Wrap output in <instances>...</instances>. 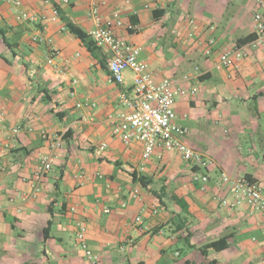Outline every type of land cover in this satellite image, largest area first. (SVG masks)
<instances>
[{
	"label": "crops",
	"instance_id": "obj_1",
	"mask_svg": "<svg viewBox=\"0 0 264 264\" xmlns=\"http://www.w3.org/2000/svg\"><path fill=\"white\" fill-rule=\"evenodd\" d=\"M45 1L22 0V9L38 17L29 23L0 0V109L7 127H20L14 139L0 132V264H85L75 236L79 218L96 264H264V212L227 210L214 201L226 194L222 174L264 184V52L245 43L248 55L234 68L214 66L223 50L253 34L256 0ZM93 5L103 19L118 16L115 35L140 48L155 81L196 88L173 109L188 130L186 144L213 162L205 191L178 153L157 147L144 162L139 144L113 135L131 73L111 82L110 51L88 50L65 25L88 34ZM188 18L202 38H214L209 57L187 37ZM84 102L94 106L76 107ZM42 131L62 136V146L40 193L11 202L15 193L30 192L39 156L50 153ZM132 173L151 183L141 186ZM221 238L225 249L201 253Z\"/></svg>",
	"mask_w": 264,
	"mask_h": 264
},
{
	"label": "built area",
	"instance_id": "obj_2",
	"mask_svg": "<svg viewBox=\"0 0 264 264\" xmlns=\"http://www.w3.org/2000/svg\"><path fill=\"white\" fill-rule=\"evenodd\" d=\"M3 1L14 12L18 13L22 21L35 23L38 20L35 14L22 9V0ZM129 1L125 0V3H129ZM67 2L68 0H63V3ZM255 4L256 10L252 17L254 38L248 44L252 48L264 52V0H256ZM147 7L148 5H145V8ZM89 17L93 22V28L89 30L88 36L96 46L106 47L111 53V58L107 64L110 81L119 84L123 81L124 72L129 71L131 73V92H124L119 96V104L126 111L117 114V125L113 128V135L125 145L139 144L142 148V160L144 162L152 157L157 147H161L165 151L178 153L185 163L196 169L192 172V181L198 185L199 190L205 191L209 183L206 171L212 167L213 162L186 144L183 137L188 133V130L176 122L173 109L178 98L195 94L196 88L188 90L176 85L167 78L155 81L148 63L140 58V48L115 35V28L121 26V21L117 15L113 16L112 19H103L99 7L93 5L89 11ZM58 18V9L52 7L50 20L56 21ZM188 24L193 31L187 37L194 38L197 45L202 47L203 54L209 57L213 50L214 38L212 36L202 38V32L198 29L193 18H188ZM213 30V26H208L207 31L211 32ZM32 41L37 42L41 39L34 36ZM247 55L244 46H234L223 50L218 55L214 66L217 70L234 68ZM48 62L52 64V58H49ZM54 68L61 75L66 74L63 69L57 66H54ZM72 83H76V80H72ZM92 105V103L84 102L77 103L76 107H92ZM4 131H7L10 140L19 134L20 127H7L4 122L3 111L0 109V132ZM41 137L48 142L50 153L39 156L38 168L30 179V192L28 194L15 193L10 197L11 202L17 200L25 203L38 195L47 173L51 170L54 152L62 146V136L42 131ZM4 146L7 148L8 144ZM105 147L106 144H100L99 150H103ZM79 178L81 179L83 176ZM221 182L226 187V194L214 197V201L219 206L227 210L245 206L251 212H264V184L245 176L231 178L227 174L221 175ZM137 194L138 191L134 190L133 198H137ZM70 211L73 212L74 208H71ZM134 222L140 224L141 217L137 216ZM74 227L76 240L86 258L85 264H96L98 258L89 250L86 244L87 228L85 222L80 218L76 219Z\"/></svg>",
	"mask_w": 264,
	"mask_h": 264
},
{
	"label": "trees",
	"instance_id": "obj_3",
	"mask_svg": "<svg viewBox=\"0 0 264 264\" xmlns=\"http://www.w3.org/2000/svg\"><path fill=\"white\" fill-rule=\"evenodd\" d=\"M156 13L157 11H154L153 14L155 15ZM65 25H66V29L71 34H73L77 39H79L87 47L88 50L91 51L94 48L95 44L93 40L82 29H80L78 26L70 22H66ZM253 38H254V34L239 41L237 46H242L245 43H249L251 40H253ZM132 180L134 182L140 183L141 186L143 187H147L151 183V181L148 178L144 176H137L135 173H132ZM153 193L154 195L158 197V194L156 192H153ZM224 241H225V238H221L216 242H211L207 244L205 248L201 250V253L205 255L208 249H212L214 251H221L225 249L226 245L222 243Z\"/></svg>",
	"mask_w": 264,
	"mask_h": 264
}]
</instances>
